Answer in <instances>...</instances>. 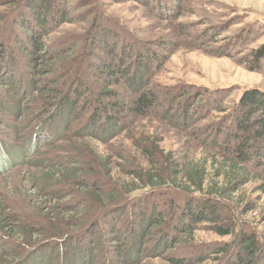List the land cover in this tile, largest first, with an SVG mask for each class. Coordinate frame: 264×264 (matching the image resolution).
Instances as JSON below:
<instances>
[{
    "label": "trees",
    "instance_id": "trees-1",
    "mask_svg": "<svg viewBox=\"0 0 264 264\" xmlns=\"http://www.w3.org/2000/svg\"><path fill=\"white\" fill-rule=\"evenodd\" d=\"M0 1V120L4 114L19 115L27 128L18 138H9L0 128V177L20 163L35 165L28 153L43 155L38 162L43 164L42 174L32 177L41 195L36 208L41 230L32 232L15 223V209L1 198L0 246L9 244L11 250L3 249L9 253L5 255L9 263L0 264H52L57 257L53 250L51 255L43 252L35 258L38 252L26 258L27 246L36 252L42 245L61 252L60 264H141L145 257L199 264L207 251L224 255V264H264V244L250 223L239 218L236 204L242 187L262 178L257 173L264 164V92L245 90L230 105L206 100L193 115L194 101L200 97L189 99L192 92L183 88L153 91L149 85L164 57L152 46L146 54H136L134 45L143 44L142 40L110 19L97 5L99 0L84 4L79 0L75 9L70 0ZM169 7L155 12L161 18L180 15L178 6ZM70 9L77 11L75 19L92 15L88 27L75 38L65 33L53 37L59 25L72 19ZM262 61L264 47L252 51L244 62L264 70ZM221 91L204 89L203 93L212 99ZM211 111L223 115L206 122ZM149 115L170 119L184 131L190 123H198L191 134L202 152L166 153L159 146L161 140L145 135L135 142L148 160L141 158L143 162L122 146L126 155H116L127 175L116 180L109 153L87 140L107 143L123 131L130 134L137 118ZM44 138L51 151L46 148L50 145L41 143ZM58 150L66 159L54 167L50 162ZM81 184L86 190L76 195L81 210L70 212L64 195ZM48 202L53 203L49 209L44 206ZM128 212L132 220L118 230ZM72 214V220L65 219ZM102 222L107 230L101 229L97 236ZM204 224L219 240L208 243L198 236ZM72 233H77L72 236L76 242L62 249L57 242ZM110 238L117 255L95 258L100 240L102 244ZM121 241L126 249L122 243L118 248ZM178 246L185 250L182 255L173 253Z\"/></svg>",
    "mask_w": 264,
    "mask_h": 264
},
{
    "label": "rangeland",
    "instance_id": "rangeland-1",
    "mask_svg": "<svg viewBox=\"0 0 264 264\" xmlns=\"http://www.w3.org/2000/svg\"><path fill=\"white\" fill-rule=\"evenodd\" d=\"M70 1L74 3L72 9L79 8L81 3H87V0H81V3L79 0ZM171 4L179 7L180 15L161 18L158 11L155 12L157 8H161V11L172 9L169 7ZM0 5H2V1H0ZM97 5L110 19L116 20L121 28L133 33L134 38L142 40L143 44L134 45V50L137 51L136 54L139 52L146 54L147 51L152 50L150 48L152 46L155 51L160 52L164 57V63L158 68L149 85L153 91L162 92L164 89L169 88L173 90L183 88L188 93L192 92V96L189 99L194 98L195 100L200 97L196 103L194 101L195 107L192 109L191 114L194 115V111H200L201 109L198 108L200 106L199 103L206 100H211L213 104L230 105L237 101L245 90L253 89L264 92V70H254L244 62L252 51L264 47V25L256 23V21L259 23L264 22V0H99ZM76 12H72L71 9L68 11V14H72L70 15L72 19L68 23L59 25L58 31L52 34L53 37H60L65 33L75 38L88 27L93 16L83 17L80 14L75 19L73 15ZM160 46H162L161 49L159 48ZM5 60L10 61L9 57H5ZM262 66L264 67V61H262ZM204 89H219L222 91L218 96L210 99L203 93ZM116 90L125 91V89L122 90V88L118 87H116ZM181 102L184 103L185 99H182ZM222 115L223 113L221 112L213 111L211 113L212 117L210 116V119L205 120L206 122H211L213 119H220ZM1 116L0 128H3L9 138H18L19 134L26 133L27 128H24L26 125L25 120L19 119V115L17 117L8 114ZM157 116L149 115L137 118L134 125L130 126V134L123 131L118 137L107 143L98 141L99 139L87 140L90 144H99L100 152L109 153L110 158H112L110 159L112 160L111 168L116 180H124L127 175V169H124L126 168L124 162L116 155L120 152L126 155L122 152V149L126 150L122 146L126 145L132 149L134 155L137 154L139 159L148 160V158L143 157L135 142L139 137L145 135H148L152 140H161L162 143L159 146L166 153L175 152L185 156L187 151L197 150L202 152V149L198 147L196 137L191 134V129L196 131L197 126H199L198 123L197 125L190 123L191 128L184 131L177 127L179 126L178 124L174 125L170 119H168L169 124ZM16 132L17 134L15 135ZM10 133L12 134L10 135ZM39 137L41 138V136ZM41 143L44 146L45 144H51L46 138L41 139ZM51 147L50 145L46 148L51 151ZM46 148H42V151H45ZM31 155H33L32 160L35 165L20 163L0 177V199L4 198L7 200V207L15 209L12 214L14 216L12 220L15 223H19L24 228L32 229V232H37V230H41V218L39 213L36 212L41 195L40 193L38 194L39 187H37L36 180L33 181L32 177L35 174H42V170H39V167L43 164L38 162L43 160L41 158L43 155L37 151L27 154V156ZM64 157H66L65 154H60L58 150L56 158L50 162V165L59 167L61 161L66 159ZM143 159L141 160L144 162ZM257 174H261L260 177L262 178L259 179V182H252L242 187L236 197V204L240 209L239 218L250 223L251 230L257 231L258 237L264 244V164L262 172L260 171ZM73 189L72 192L64 195L66 196L65 201L69 205L70 212L81 210V202L77 201L76 195L80 196V193L86 191L82 188V184ZM70 194L74 196L67 198V195ZM44 204L47 209L51 207V204L53 205V203L49 202ZM130 209L132 211V207ZM130 213L128 212L121 218L117 227L118 230L123 229L132 220L129 217ZM72 216L73 214L65 219L72 220ZM202 228L198 234L201 239L207 240L208 243L219 240L215 234L207 229V225H202ZM101 229L107 230L105 222H102L97 229V236L103 232L100 231ZM75 234L77 233H72L65 240H60L57 243L61 244L62 249L66 248V243L76 242L74 241L75 239H72ZM111 240L112 238L102 244L100 240V247L98 252H95V258L105 254L109 258H114L117 255H114L115 248L112 247L113 241ZM117 243H119L118 248L124 245L122 241ZM120 243L123 245H120ZM124 247L126 249L128 246L124 245ZM10 248L9 244H6L2 249L0 246V261L9 263L5 255L9 254L7 252L11 250ZM33 248L35 247L27 246L26 252L28 253H25L26 258L30 253L34 255L38 252L40 253L35 255V258H39L43 252L42 255H51L52 252L49 250H53L57 257H54L52 264H60L61 252L55 248L44 249L45 247L42 245L40 248H36V252ZM3 249L8 251L5 252ZM59 250L61 251V248ZM173 250L176 255H182L185 251L180 246ZM207 252L208 256L199 264H224L227 260L224 255L223 257L216 256L214 253L216 251ZM56 260L57 262H55ZM98 263L96 262V264ZM141 264L171 263L165 258L145 257Z\"/></svg>",
    "mask_w": 264,
    "mask_h": 264
}]
</instances>
